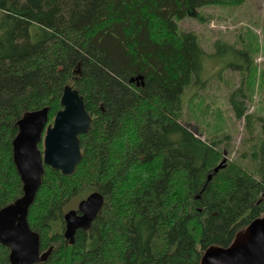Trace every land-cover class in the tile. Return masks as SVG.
<instances>
[{"label": "trees", "instance_id": "1", "mask_svg": "<svg viewBox=\"0 0 264 264\" xmlns=\"http://www.w3.org/2000/svg\"><path fill=\"white\" fill-rule=\"evenodd\" d=\"M244 1L0 0V209L22 195L12 141L23 114L48 107L52 123L68 84L91 117L72 175L44 165L28 223L52 250L35 264H199L263 214L264 136L243 167L180 118L203 51L176 19ZM230 99L249 123L245 96ZM93 191L103 205L70 244L64 213ZM8 256L0 243V264Z\"/></svg>", "mask_w": 264, "mask_h": 264}, {"label": "rangeland", "instance_id": "2", "mask_svg": "<svg viewBox=\"0 0 264 264\" xmlns=\"http://www.w3.org/2000/svg\"><path fill=\"white\" fill-rule=\"evenodd\" d=\"M176 23L178 32L196 35L203 51L198 76L181 95V121L201 140L218 141L223 158L249 167L264 136V0L199 7ZM243 95L249 123L232 111L230 98Z\"/></svg>", "mask_w": 264, "mask_h": 264}, {"label": "water", "instance_id": "3", "mask_svg": "<svg viewBox=\"0 0 264 264\" xmlns=\"http://www.w3.org/2000/svg\"><path fill=\"white\" fill-rule=\"evenodd\" d=\"M61 109L48 124V107L28 111L18 120V132L12 141L13 162L21 178L22 195L0 209V243L9 249L10 264H35L47 260L52 247L40 250V236L28 223L33 203L44 173V165L72 175L82 158L79 135L90 129L91 117L83 96L72 85H65ZM43 146L41 150L38 144ZM222 167L219 164L214 172ZM212 174L208 176L210 179ZM104 202L93 191L76 208L64 213L63 236L70 244L78 229L88 230ZM199 264H264V212L238 230L226 247L210 245Z\"/></svg>", "mask_w": 264, "mask_h": 264}]
</instances>
